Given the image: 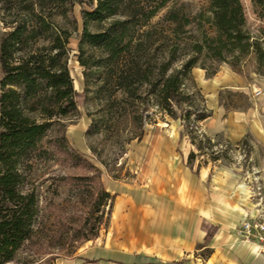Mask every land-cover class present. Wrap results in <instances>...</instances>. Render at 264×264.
<instances>
[{"label": "rangeland", "instance_id": "374dc122", "mask_svg": "<svg viewBox=\"0 0 264 264\" xmlns=\"http://www.w3.org/2000/svg\"><path fill=\"white\" fill-rule=\"evenodd\" d=\"M161 1L143 0V4L156 6ZM35 2L0 0V36L22 14L23 6ZM40 2L52 10L54 25L70 33L67 66L77 105V111L63 118L50 135H64L69 150L83 162L77 164L52 149L50 159L36 166L33 177L40 183L42 232L6 264H137V230L142 232L147 223L149 229L153 224L155 230L164 231L170 221H181L188 196L196 205L204 200L207 207L222 198L264 208V65H258L255 53L242 57L235 68L219 64L210 77L200 68L192 70L194 91L211 111L196 127L213 145L205 143L199 153L179 114L171 118L150 108L152 122L137 138L136 126L104 98L85 92L84 68L77 55L83 12L92 10L95 0H68L64 15L56 8L59 2ZM240 2L246 29L264 49V21L251 0ZM209 4L210 0H165L150 23L172 9L192 17ZM191 152L196 156L189 162ZM100 189L111 200L98 205ZM207 244H198L192 254L203 264L213 252Z\"/></svg>", "mask_w": 264, "mask_h": 264}, {"label": "trees", "instance_id": "16d2710c", "mask_svg": "<svg viewBox=\"0 0 264 264\" xmlns=\"http://www.w3.org/2000/svg\"><path fill=\"white\" fill-rule=\"evenodd\" d=\"M35 1L23 6L22 14L0 36V264L11 262L42 232L36 166L50 159L52 149L77 164L83 162L69 150L64 135H50L63 118L77 111L67 66L70 33L54 25L52 10L41 6L43 0ZM51 1L59 2L56 8L64 15L68 0ZM95 1L92 10L83 12L77 55L84 68L85 92L104 98L136 126L137 138L152 122L148 111L155 108L171 118L179 114L199 153L205 143L212 146L196 127L211 111L194 91L192 70L200 68L210 77L219 64L235 68L250 52L259 66L264 65L263 45L246 29L240 0H210L207 9L192 17L172 9L155 24L150 21L165 7V0L156 6H144L143 0ZM251 2L264 21V0ZM261 35L264 41V29ZM195 156L191 152L189 162ZM110 200L111 195L100 189L97 204ZM203 229L208 242L216 228Z\"/></svg>", "mask_w": 264, "mask_h": 264}, {"label": "crops", "instance_id": "0c3cea01", "mask_svg": "<svg viewBox=\"0 0 264 264\" xmlns=\"http://www.w3.org/2000/svg\"><path fill=\"white\" fill-rule=\"evenodd\" d=\"M188 199L181 221H170L164 231L155 230L153 224L149 229L147 223L142 232L137 230V264H203L192 256L196 246L205 242L203 225L216 228L206 245L213 252L204 264H264V255L237 236L240 224L256 217L262 208L223 202L222 198L207 207L203 198L197 205L193 196Z\"/></svg>", "mask_w": 264, "mask_h": 264}, {"label": "built area", "instance_id": "2783aa9c", "mask_svg": "<svg viewBox=\"0 0 264 264\" xmlns=\"http://www.w3.org/2000/svg\"><path fill=\"white\" fill-rule=\"evenodd\" d=\"M237 236L244 243L254 245L259 253L264 255V208L256 217L240 224Z\"/></svg>", "mask_w": 264, "mask_h": 264}]
</instances>
